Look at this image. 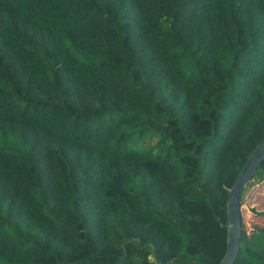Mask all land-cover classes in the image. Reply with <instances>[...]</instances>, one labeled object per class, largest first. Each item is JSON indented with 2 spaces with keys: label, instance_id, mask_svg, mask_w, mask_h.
<instances>
[{
  "label": "trees",
  "instance_id": "obj_1",
  "mask_svg": "<svg viewBox=\"0 0 264 264\" xmlns=\"http://www.w3.org/2000/svg\"><path fill=\"white\" fill-rule=\"evenodd\" d=\"M263 138L264 0H0V264H216Z\"/></svg>",
  "mask_w": 264,
  "mask_h": 264
},
{
  "label": "water",
  "instance_id": "obj_2",
  "mask_svg": "<svg viewBox=\"0 0 264 264\" xmlns=\"http://www.w3.org/2000/svg\"><path fill=\"white\" fill-rule=\"evenodd\" d=\"M264 157V138L248 153L237 175L227 188L225 201L226 235L225 249L216 264H231L237 251L240 236V191Z\"/></svg>",
  "mask_w": 264,
  "mask_h": 264
},
{
  "label": "rangeland",
  "instance_id": "obj_3",
  "mask_svg": "<svg viewBox=\"0 0 264 264\" xmlns=\"http://www.w3.org/2000/svg\"><path fill=\"white\" fill-rule=\"evenodd\" d=\"M240 199L242 201L240 204L242 227L246 234L250 236L254 231V225L264 227V217L249 210V207H253L256 210H264V179H252L244 187Z\"/></svg>",
  "mask_w": 264,
  "mask_h": 264
}]
</instances>
